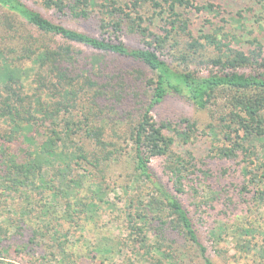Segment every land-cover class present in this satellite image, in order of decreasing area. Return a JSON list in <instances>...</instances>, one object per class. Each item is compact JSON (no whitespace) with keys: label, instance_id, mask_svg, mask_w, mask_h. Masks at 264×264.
Returning a JSON list of instances; mask_svg holds the SVG:
<instances>
[{"label":"trees","instance_id":"1","mask_svg":"<svg viewBox=\"0 0 264 264\" xmlns=\"http://www.w3.org/2000/svg\"><path fill=\"white\" fill-rule=\"evenodd\" d=\"M100 1L42 0L46 9L75 19L98 9L101 36L95 37L23 0H0V244L14 249L18 264H85L87 257L107 264L127 252L144 264H214L193 194L210 188L203 179L208 171L179 148L189 144L196 123L181 117L173 124L156 114L168 99L201 111L215 107L217 123L207 127L219 143L213 156L244 163L239 194L261 185L263 199L264 163L249 165L251 156L260 159L255 143L264 152V42L254 36L246 48L223 17L224 25L196 36L187 14L218 18L223 11L215 2L222 0ZM254 1L261 8L257 22L264 21V0ZM118 34L134 36L140 46L126 45ZM106 57L142 69L117 73ZM215 178L221 193L235 182L226 169ZM116 189L124 194L128 238L100 234L90 256L74 259L62 227L83 230L114 204L108 196ZM223 232L216 227L211 237L219 240ZM256 254L264 260L263 247Z\"/></svg>","mask_w":264,"mask_h":264},{"label":"rangeland","instance_id":"2","mask_svg":"<svg viewBox=\"0 0 264 264\" xmlns=\"http://www.w3.org/2000/svg\"><path fill=\"white\" fill-rule=\"evenodd\" d=\"M30 7L37 10L44 16L65 25L68 28L75 29L79 32H84L89 35L100 37L101 31L99 29V19L102 17L96 12L91 13L89 19H75L68 15H62L54 10L46 9L42 0H23ZM198 2L205 3V0H197ZM99 3L101 1L99 0ZM216 5L222 6V15L218 18L211 14H201L195 12H189L187 17L189 18V25L191 29L195 32L196 36L201 35L200 31H208V27L218 25H224L220 22L221 17L225 18L228 24L226 29L242 37V43H246L245 47H249L248 41L252 37H258L262 42H264V21L260 20L257 22L258 11H261L260 5H257L254 0H222L215 2ZM3 11L0 9V14ZM241 13V14H239ZM261 16V15H260ZM263 16L260 17L262 19ZM207 20L210 23H207ZM240 21V23H238ZM241 25L245 26L239 28ZM262 27L259 28V26ZM160 27V18L156 17L153 19L152 29L157 31V27ZM210 28V27H209ZM252 32V33H251ZM119 40L126 45L132 47H139L138 40L131 35L118 34ZM109 35L104 36L107 38ZM77 50H82L86 54L93 53L91 50L76 46ZM106 62L109 68H113L117 73L126 74L127 71H136V69H142V67L133 64L132 62H125L121 60H114L106 57ZM215 107H210L209 110H198L192 106H189L182 101L175 99H168L164 105L158 110L156 118L159 115H163L166 119H169L173 124H176L181 117L189 118L191 121L196 123L197 132L194 133L189 144L186 146L179 145L180 149L183 151H191L196 159L198 167L201 170L208 171L207 176H203L204 181L208 182L206 186H200L197 193H194L196 203L201 205V211L204 218L205 225L202 226V235L205 245L208 248L209 255L213 260L214 264H264V260L260 258V255L256 254L260 247L264 248V195L263 199H259V192L263 190L262 186H254L253 184L247 188V194L243 195L240 193L242 189V176L241 169L244 165L240 163V160L227 161L218 157L213 156L215 151V146L212 138L207 135L209 132L208 125L212 123H217L218 113H211L215 110ZM4 107L0 108L2 112ZM160 113V114H158ZM180 143V142H179ZM219 144V143H217ZM248 145V144H247ZM256 145V155H259V161L254 160L251 156V161L253 164L249 165V168L256 169L261 164L264 163V152L260 144ZM151 165L156 169L158 165V160L153 159ZM264 166V164H263ZM224 169L228 171L230 178H234V184L227 186L228 192L221 193L218 192L220 188L218 185H214L217 182L215 175L217 172H221ZM115 177H118V173H115ZM223 184V183H222ZM215 186V187H214ZM147 191L142 190V194H146ZM134 193H132L133 195ZM138 194H135V196ZM253 197L255 199H253ZM109 202H113L111 206H105L98 211V216L95 220L89 222L88 226H84V229L75 227L72 225H64L62 227L63 231L69 233L68 239V252L74 256L75 259L78 256H90L89 251L95 241L99 238V235L110 236L114 239H119L124 241L128 238L127 232V219L123 212L121 213L123 207H125L124 194L120 189H116L111 192L108 196ZM231 200V202H229ZM262 200V201H261ZM112 208V209H110ZM216 227L224 228L225 232L220 234L219 240L216 237H211V231ZM255 229V233L252 235H240L239 231L243 229L246 230ZM62 232V233H65ZM263 232V233H261ZM253 237V239H252ZM217 238V239H216ZM24 240L28 241V235ZM218 240V242H217ZM249 241L247 251L241 250V246L245 245ZM135 242L130 239L127 249H132ZM1 247L6 249L10 248L5 243L0 244ZM10 250L9 253L0 251V263L3 264H18L17 254L13 252L14 249ZM130 253H124L123 258L117 257L114 262H108L107 264H144L138 257L136 260L133 257H129ZM4 257V258H3ZM4 259V260H2ZM4 261V262H3ZM54 264V262H51ZM85 264H101L97 260H93L90 257L86 258ZM106 264V263H105ZM196 264H201V261H197Z\"/></svg>","mask_w":264,"mask_h":264}]
</instances>
